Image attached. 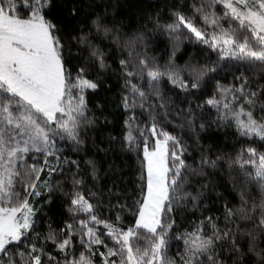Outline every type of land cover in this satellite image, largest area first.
<instances>
[{
	"label": "snow or ice",
	"instance_id": "1",
	"mask_svg": "<svg viewBox=\"0 0 264 264\" xmlns=\"http://www.w3.org/2000/svg\"><path fill=\"white\" fill-rule=\"evenodd\" d=\"M0 264H264V0H0Z\"/></svg>",
	"mask_w": 264,
	"mask_h": 264
},
{
	"label": "trees",
	"instance_id": "2",
	"mask_svg": "<svg viewBox=\"0 0 264 264\" xmlns=\"http://www.w3.org/2000/svg\"><path fill=\"white\" fill-rule=\"evenodd\" d=\"M130 2L133 3V4H135L136 0H130ZM126 10H127V9H126ZM128 11H131V10H128ZM186 44H187V41H186ZM161 47H163V46H161ZM188 47H189V49H191L192 45H191V44H188ZM157 51L159 52V50H157ZM212 58H213V59L216 58L214 54H213ZM221 140H222V142H223L224 144H227L229 148H230V147L232 146V144L234 143V142H233L232 140H230V139L227 140V141H225V140L223 139V136H221ZM131 178L135 179L134 176L131 177ZM225 179H226V178H225Z\"/></svg>",
	"mask_w": 264,
	"mask_h": 264
}]
</instances>
